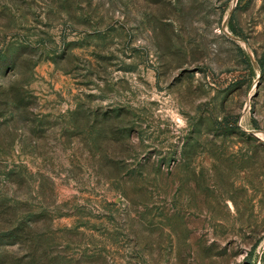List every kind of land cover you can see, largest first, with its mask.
<instances>
[{
	"label": "rangeland",
	"instance_id": "1",
	"mask_svg": "<svg viewBox=\"0 0 264 264\" xmlns=\"http://www.w3.org/2000/svg\"><path fill=\"white\" fill-rule=\"evenodd\" d=\"M0 264H264V0H0Z\"/></svg>",
	"mask_w": 264,
	"mask_h": 264
}]
</instances>
